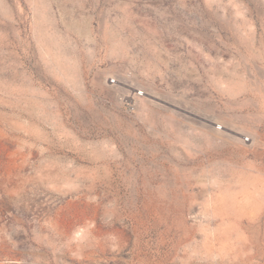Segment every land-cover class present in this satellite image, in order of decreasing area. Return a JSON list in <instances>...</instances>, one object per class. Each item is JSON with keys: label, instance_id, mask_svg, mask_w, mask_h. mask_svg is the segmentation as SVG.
Segmentation results:
<instances>
[{"label": "rangeland", "instance_id": "1", "mask_svg": "<svg viewBox=\"0 0 264 264\" xmlns=\"http://www.w3.org/2000/svg\"><path fill=\"white\" fill-rule=\"evenodd\" d=\"M0 264H264V0H0Z\"/></svg>", "mask_w": 264, "mask_h": 264}, {"label": "built area", "instance_id": "2", "mask_svg": "<svg viewBox=\"0 0 264 264\" xmlns=\"http://www.w3.org/2000/svg\"><path fill=\"white\" fill-rule=\"evenodd\" d=\"M111 83L112 84L116 83V80L115 79H111ZM138 95H139L138 92L134 91L132 96L127 97L126 101H127V104H128V108L130 110L134 109L135 100H136V97H138ZM246 141H249V139H246Z\"/></svg>", "mask_w": 264, "mask_h": 264}]
</instances>
